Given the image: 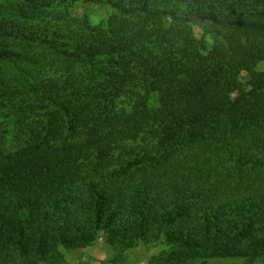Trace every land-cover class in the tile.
<instances>
[{"label": "trees", "instance_id": "trees-1", "mask_svg": "<svg viewBox=\"0 0 264 264\" xmlns=\"http://www.w3.org/2000/svg\"><path fill=\"white\" fill-rule=\"evenodd\" d=\"M78 1L117 13L55 34L74 60L0 79V264L102 237L109 264L160 241L150 264H264V0H0V63L51 42L7 12Z\"/></svg>", "mask_w": 264, "mask_h": 264}, {"label": "rangeland", "instance_id": "rangeland-1", "mask_svg": "<svg viewBox=\"0 0 264 264\" xmlns=\"http://www.w3.org/2000/svg\"><path fill=\"white\" fill-rule=\"evenodd\" d=\"M57 10L45 15H41L34 21H20L15 18L14 13L7 12L6 15L13 19L16 24H21V27H27L33 31L37 30L38 35L50 39L51 42L47 44H41L39 42H28L22 40L14 41L13 51L20 56H11L10 61H3L0 63V79L1 77L10 79L6 83H17L18 79L23 81L27 78L38 77L43 71H50L49 65L51 62L44 61V57H57V59L66 61H71L75 59L74 54L72 55V47L65 44L62 40H58V46L53 48L52 39H55V34L57 32L67 31L69 36H74L73 32L80 29H84V24L91 27L101 26L103 21H106L110 15L117 13L115 8L111 6L104 5H91L78 1L73 3L69 9V18L72 20H58ZM21 22V23H20ZM69 22L70 24H68ZM61 29V30H60ZM202 25H195V34L197 36L202 35ZM211 35L207 36V40L211 43L209 38ZM66 51V53H64ZM23 55V57H22ZM32 58V60H30ZM49 58V59H50ZM48 59V60H49ZM36 61V62H35ZM58 62V63H59ZM40 63L46 66L47 69L42 70ZM53 64L54 61H53ZM49 68V69H48ZM53 69V68H52ZM259 69H264V65H260ZM246 76H242V81H245ZM155 106V105H154ZM3 111H0L2 113ZM165 248L162 241L159 243H139L131 252H128L125 264H150L151 257L158 255ZM67 264H109V260L113 257V250L104 242V237H102L95 245L85 248L78 249L75 251L64 252ZM207 264H248L244 263L242 260H214L208 262ZM256 264V263H255ZM260 264V263H259Z\"/></svg>", "mask_w": 264, "mask_h": 264}]
</instances>
